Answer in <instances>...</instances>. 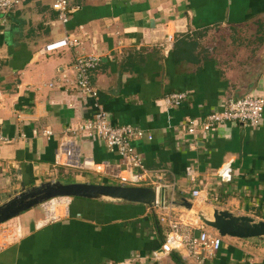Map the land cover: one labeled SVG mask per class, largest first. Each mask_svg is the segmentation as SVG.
I'll list each match as a JSON object with an SVG mask.
<instances>
[{"label":"crops","instance_id":"0c3cea01","mask_svg":"<svg viewBox=\"0 0 264 264\" xmlns=\"http://www.w3.org/2000/svg\"><path fill=\"white\" fill-rule=\"evenodd\" d=\"M67 4L65 24L57 21L51 0H22L0 14V201L20 185L66 181L68 169L53 163L57 142L65 127L92 117L96 102L110 124L129 125L152 137L134 140L132 146L145 168L161 175L160 187L172 190V200H189L190 170L207 193L195 208L200 204L208 217L217 209L264 221V109L258 127L221 124L193 150L175 134L184 120L219 111L227 98L264 96V0ZM177 18L182 20L174 26ZM160 24L174 35L166 54L152 42L162 35ZM64 37L77 44L41 53L44 45ZM89 54L100 56L88 73L95 100L74 87V59ZM172 92L186 97L167 109L162 98ZM43 130L51 132L49 139L40 136ZM74 144L81 157L116 161L99 139L81 138ZM228 159L232 180L221 184L215 171ZM98 177L92 184L110 179ZM56 211L59 217L52 223L43 221L41 204L11 220L19 237L0 253V264H148L165 236L158 223L165 213L161 208L69 198L67 214ZM170 214L189 213L172 206ZM221 242L203 264H264V237H225ZM153 263L194 264L179 251Z\"/></svg>","mask_w":264,"mask_h":264},{"label":"built area","instance_id":"2783aa9c","mask_svg":"<svg viewBox=\"0 0 264 264\" xmlns=\"http://www.w3.org/2000/svg\"><path fill=\"white\" fill-rule=\"evenodd\" d=\"M22 0H0V14H4L12 8L18 6ZM51 9L56 13L57 21L65 24L70 14L67 0H51ZM182 19L177 18L174 26ZM176 23V24H175ZM166 24L159 25L158 37L153 39V43L161 47L164 54L168 53L173 45L174 35L165 29ZM178 30V29H177ZM75 39L64 37L44 45L41 53H53L64 48L75 46ZM100 62V56L89 54L79 56L74 59V87L82 94L95 100L97 94L88 78L90 70L94 69ZM184 92H172L162 98V103L167 109L176 108L185 100ZM95 112L92 117L86 119L75 126H67L62 130V139L57 142L54 150V165L74 169L77 171L89 172L94 175H100L110 178L118 186L123 187H160L161 175L152 174L144 166L143 160L136 153L132 146V141L141 138L151 141L150 135L129 125H112L108 122L107 114L94 102ZM264 109V96H243L237 99L227 98L223 101L219 111L209 113L201 118H190L184 120L176 129L175 134L181 137L187 145L188 150H193L197 141L206 140L212 137L221 124L237 122L251 128L259 126L262 112ZM35 136V131H31ZM40 136L49 139L51 132L43 130ZM185 136L189 140H185ZM81 138H95L102 141L108 152L116 155V161L113 163H97L89 157H81L77 151L74 142ZM181 139V141H182ZM232 161L231 159L223 162L215 171V178L221 184H228L232 180ZM187 181L189 185V201L192 203V209L195 208L197 201H206L207 193L205 189L197 186L195 175L187 171ZM173 192L170 191L169 199L172 200ZM68 199L58 197L47 200L41 204L45 223L57 221L56 210L67 214ZM157 208V207H156ZM165 213L160 214L158 223L165 232L164 239L158 249L152 252L148 264L160 256H165L173 251L182 252L184 259L194 264H203L204 261L211 259L221 248V238L215 233L211 235L205 231L202 224H195L196 216L189 214L173 218L170 214L172 206L170 204L161 208ZM13 220V219H11ZM7 221L0 224V253L13 245L18 237L19 230L17 225L10 224ZM197 221V220H196ZM196 225V226H195Z\"/></svg>","mask_w":264,"mask_h":264},{"label":"water","instance_id":"95a60500","mask_svg":"<svg viewBox=\"0 0 264 264\" xmlns=\"http://www.w3.org/2000/svg\"><path fill=\"white\" fill-rule=\"evenodd\" d=\"M163 187H123L118 185L91 184L86 182L61 183L59 181L42 182L24 188L19 186L17 192L3 197L0 201V224L14 219L21 213L58 198H75L101 202H125L140 204L148 208H163L170 204L192 210V203L180 198L170 200ZM203 211H195L196 218L221 238L251 239L264 237V221H254L247 216H235L225 210L212 209L208 217Z\"/></svg>","mask_w":264,"mask_h":264},{"label":"rangeland","instance_id":"374dc122","mask_svg":"<svg viewBox=\"0 0 264 264\" xmlns=\"http://www.w3.org/2000/svg\"><path fill=\"white\" fill-rule=\"evenodd\" d=\"M63 172V171H62ZM63 175L65 176L64 177V180L66 181H61V183H69V181H72V182H91V184L94 182H98L99 181V177L98 175H94V174H91L89 172H84V171H75V170H65ZM66 178V179H65ZM102 180V178H100ZM107 183V185H117L116 182L112 179H104ZM200 205V204H199ZM197 206V208H195L196 211H199L201 209V206ZM203 209V207H202ZM202 211V210H200ZM191 216L193 215L194 216V213L191 211L190 212ZM182 215H185V214H182ZM174 217V215H173ZM198 220V219H196ZM207 230H210L207 228ZM213 234L215 233L214 231H211ZM221 238V237H220ZM222 239H225V238H221Z\"/></svg>","mask_w":264,"mask_h":264},{"label":"bare ground","instance_id":"6f19581e","mask_svg":"<svg viewBox=\"0 0 264 264\" xmlns=\"http://www.w3.org/2000/svg\"><path fill=\"white\" fill-rule=\"evenodd\" d=\"M191 211L195 214V211H196V210H195V208H194V209H192Z\"/></svg>","mask_w":264,"mask_h":264}]
</instances>
